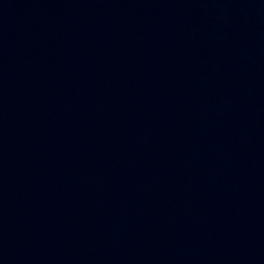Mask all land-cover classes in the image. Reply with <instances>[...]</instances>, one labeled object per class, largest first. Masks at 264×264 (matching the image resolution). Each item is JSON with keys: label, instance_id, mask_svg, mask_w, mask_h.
Returning <instances> with one entry per match:
<instances>
[{"label": "water", "instance_id": "1", "mask_svg": "<svg viewBox=\"0 0 264 264\" xmlns=\"http://www.w3.org/2000/svg\"><path fill=\"white\" fill-rule=\"evenodd\" d=\"M0 264H264V0H0Z\"/></svg>", "mask_w": 264, "mask_h": 264}]
</instances>
